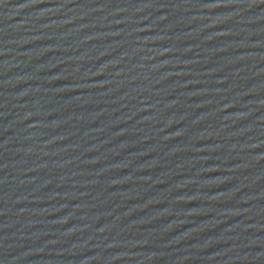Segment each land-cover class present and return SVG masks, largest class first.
Returning a JSON list of instances; mask_svg holds the SVG:
<instances>
[{
  "label": "water",
  "instance_id": "obj_1",
  "mask_svg": "<svg viewBox=\"0 0 264 264\" xmlns=\"http://www.w3.org/2000/svg\"><path fill=\"white\" fill-rule=\"evenodd\" d=\"M0 264H264V0H0Z\"/></svg>",
  "mask_w": 264,
  "mask_h": 264
}]
</instances>
